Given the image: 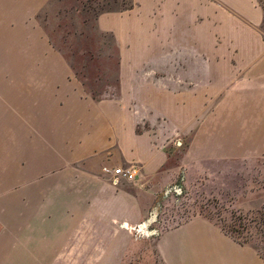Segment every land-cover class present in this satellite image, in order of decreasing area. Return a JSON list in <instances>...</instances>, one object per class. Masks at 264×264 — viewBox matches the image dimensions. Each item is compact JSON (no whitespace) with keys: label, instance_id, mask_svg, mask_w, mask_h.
I'll use <instances>...</instances> for the list:
<instances>
[{"label":"crops","instance_id":"crops-1","mask_svg":"<svg viewBox=\"0 0 264 264\" xmlns=\"http://www.w3.org/2000/svg\"><path fill=\"white\" fill-rule=\"evenodd\" d=\"M49 2L0 0V40L19 41L16 70L40 71L35 61L46 55L61 98L16 99L15 113L0 115V190L15 187L16 207L14 218L0 214V264H121L172 173L200 167L211 177L233 162L264 159V11L258 0H129L98 14L97 29L119 46L121 99L95 100L81 98L38 24ZM154 57L161 73L175 71L176 92L161 76L160 88L130 99L127 84L146 87L139 73L156 70ZM177 138L188 141L185 158L167 170ZM129 165L139 167L131 189L106 181L104 167ZM153 241L161 264H264L253 246L202 214Z\"/></svg>","mask_w":264,"mask_h":264},{"label":"rangeland","instance_id":"rangeland-1","mask_svg":"<svg viewBox=\"0 0 264 264\" xmlns=\"http://www.w3.org/2000/svg\"><path fill=\"white\" fill-rule=\"evenodd\" d=\"M128 4L129 0H50L37 15L38 24L49 45L67 64L69 81L82 88V99H92L91 93L99 99H121L119 46L110 34L97 29L96 18L102 12L120 10L126 8ZM261 4L264 7V0H261ZM262 30L264 34V25ZM17 43L19 41L0 40V115L14 114L16 99H61L57 83L59 72L47 70L49 60L46 55L41 54L35 61L37 65L34 66L40 71L16 70L19 62L16 52H20L16 48ZM152 61L151 65L156 67V70L151 71L149 68L139 73V83H146V87L139 88L127 84L125 94L127 97L131 95L130 99H137L135 96L139 95V92L149 93L151 88H160L161 76L169 84V90L176 92L175 86L178 82L175 71H168L166 76L159 70V58L154 57ZM28 62L31 68L32 61ZM198 64L202 79L207 68L206 57L201 56ZM180 89L186 90V87ZM200 92L201 99L208 98V88L202 85ZM145 98L148 99V96ZM187 145L188 141L180 138L174 139L168 145V160L165 165L167 170L180 166L185 158ZM198 169L200 167H192L187 173L184 169L172 173L174 175L172 182L158 190L151 203L152 219L147 227L135 233L137 244L121 264H161L153 247V240L160 230L183 222L193 215L202 214L231 230L229 224L234 223L231 212L243 220L244 216L251 218L257 209L264 206V159L233 162L229 169H225L223 173H214L211 177L207 173L195 171ZM169 174L171 172L165 176ZM160 177L159 174L155 179ZM106 181L115 188L133 187V182L125 180L115 184L111 176L107 177ZM77 188L79 184H73V190L77 191ZM14 193L15 187L7 191L0 190V214H9L14 218L16 215ZM78 198L75 200L73 196V207H80L81 201ZM57 202L63 204L62 199ZM7 203L9 204L6 205ZM150 213L142 220L148 218ZM234 227L238 229L237 224ZM250 231H252L250 234L243 231L231 233L241 240L246 239V243L257 250L261 245L259 237L255 228ZM59 244L57 241V258L60 256ZM51 264L84 263H63L59 259Z\"/></svg>","mask_w":264,"mask_h":264},{"label":"trees","instance_id":"trees-1","mask_svg":"<svg viewBox=\"0 0 264 264\" xmlns=\"http://www.w3.org/2000/svg\"><path fill=\"white\" fill-rule=\"evenodd\" d=\"M258 3L264 11V7L261 4V0H258ZM91 96H92V99L99 100V98H97L93 93H91ZM231 213H232L231 219L234 221L233 224H229V228L231 230L226 229L223 225H220L216 221L215 222L220 225L221 229L226 234L230 235L234 240L238 241L241 244H247L246 239L241 240L237 236L233 235L231 232L235 231V233H240L243 231L246 234H250L252 233V231L250 230L255 228L256 230L255 232L257 233L259 237V241L261 243V245H259L257 250H258L259 255L263 258V261H264V206L261 207L260 209H257L254 212V216H252L251 218H247V216H244L243 218L244 221L242 220V217L235 216L233 212ZM236 224H237L238 229L234 227ZM238 230H240V232Z\"/></svg>","mask_w":264,"mask_h":264},{"label":"built area","instance_id":"built-area-1","mask_svg":"<svg viewBox=\"0 0 264 264\" xmlns=\"http://www.w3.org/2000/svg\"><path fill=\"white\" fill-rule=\"evenodd\" d=\"M103 171L106 173H111V179L113 183L117 184L120 181H135L138 173L139 167L136 165H129V166H118V167H104Z\"/></svg>","mask_w":264,"mask_h":264}]
</instances>
